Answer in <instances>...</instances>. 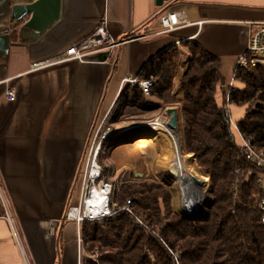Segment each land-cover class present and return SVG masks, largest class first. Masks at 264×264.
<instances>
[{"label": "crops", "instance_id": "obj_1", "mask_svg": "<svg viewBox=\"0 0 264 264\" xmlns=\"http://www.w3.org/2000/svg\"><path fill=\"white\" fill-rule=\"evenodd\" d=\"M38 1L0 0V182L31 264H79L82 229L66 220V212L79 203L85 153L97 120L109 117L121 97L122 80L139 79L166 49L194 40L220 59L224 84L215 100L222 108L225 93L244 89L234 80L236 63L246 51L249 24L264 22V0H171L162 6L157 0H59L58 21L41 33L27 27L31 15L13 19L16 6ZM170 9L189 25L130 42L110 60L99 53L90 63L38 67L93 34L104 19L117 40L144 37L161 29L160 17ZM9 89L14 101L5 96ZM235 107L230 104L231 117ZM3 216L0 200V264H23Z\"/></svg>", "mask_w": 264, "mask_h": 264}, {"label": "trees", "instance_id": "obj_2", "mask_svg": "<svg viewBox=\"0 0 264 264\" xmlns=\"http://www.w3.org/2000/svg\"><path fill=\"white\" fill-rule=\"evenodd\" d=\"M186 45L191 59L180 82L185 150L194 155L210 182L212 173L210 217L204 221L176 214L162 184L122 180L115 187L111 205L123 209L130 202L132 213L122 210L108 218L83 222V264H264L263 213L257 205L260 191L256 184L260 170L248 163L235 143L227 103L222 108L216 103L217 86L224 84L220 59L194 40ZM180 53L178 46H171L146 66L139 80L155 81L149 96L169 103ZM234 80L246 89H230L229 103L250 105L238 124L239 132L264 149V67L237 69ZM126 91L130 94L124 96ZM122 96L126 106L145 105L148 97L138 87H127ZM106 144L102 148L106 149ZM103 178L109 181L104 169ZM174 201L173 196L175 209L179 204ZM183 211L184 216L194 218L205 214ZM136 218L146 226L138 225Z\"/></svg>", "mask_w": 264, "mask_h": 264}, {"label": "rangeland", "instance_id": "obj_3", "mask_svg": "<svg viewBox=\"0 0 264 264\" xmlns=\"http://www.w3.org/2000/svg\"><path fill=\"white\" fill-rule=\"evenodd\" d=\"M178 48L180 49L181 52L180 64L176 75L174 88L172 89L171 92V96H170L171 99L169 100V103L166 104L159 98L148 96L145 97V102H146L145 105L144 104L140 105V103H136L132 106H126L123 102L124 97L122 96L120 98V101L111 110L109 117L107 116L106 118H103L104 117L103 116L101 118L99 117V119L97 120L96 127H98L99 124H101L102 122L104 123L101 125L102 127L100 129L99 136L96 140V145H98L103 138L109 136L107 135L108 131L112 132V135H110L111 137H109V139L107 137L106 141H104L107 142L105 146L106 149L102 148L103 147L102 146L97 157L98 162H100L99 164L105 170V175L106 178L109 180L108 181L109 183L114 184L116 187L120 185L122 180L135 181L136 183L146 182L147 184H153V183L162 184L164 185L165 189L169 194L171 200L170 202L171 210L174 211L176 214L184 217L183 214L184 211L181 207L182 205L180 203V198L178 194L174 196L173 194L174 192L172 191V189L173 190L175 189L173 188L174 172L170 163V159H171L170 157H172L171 151H169L170 148L163 147L164 144L163 143L161 144V142L164 141V138L162 139L161 137L163 136L162 132H160L159 130L155 131L153 128L148 127L151 123L161 118L163 121L167 119V123H169V116L167 114V110L169 108H176L178 110V115H179V128L176 131L179 136V143L181 144L180 145L181 157L184 161L188 160L189 166L200 175L206 177L210 182L208 176H206L201 170V168L198 167L194 155L187 153V151L185 150V135H184L185 122L182 117L181 103H180L184 99V93L180 89V82L187 71L188 64L191 59V50L190 47L187 45L181 47L178 46ZM245 89L246 86L244 85L243 90ZM129 94L130 92L126 91L124 96ZM225 97H227V93H225ZM225 103H227L226 98H225ZM244 107L234 108V112H232L233 120L242 117V115L246 112L247 114L249 113L250 105L248 104ZM252 110H254V106L252 107ZM96 127H95V132H96ZM95 132L92 136V139L94 138ZM154 135L155 137L158 138V142L150 143L149 139ZM92 139L85 153V157H84L85 160L89 152V149L91 147ZM118 139L121 140V142L111 147V144H113L115 141H118ZM142 140L145 141L147 140L145 142L146 145L143 148H139L140 142ZM85 160H83V163H85L84 162ZM83 168L84 167L82 164L78 179L79 199L82 197L85 198V195L87 193L86 183L82 186V181H80L81 179L80 176L83 175L82 174ZM211 182H212V173H211ZM211 182H210L212 186L211 197L206 203L205 214L202 217H200V219L204 221L210 217L211 208L212 205L214 204L213 185ZM172 194L175 197V201H174L175 204L176 203L179 204V205L177 204L178 207L177 208L175 207V209L173 206ZM72 206L73 205H69L67 212ZM115 206L117 207L116 204ZM82 225L83 223H81V229H82ZM82 246H83V238H82L81 249H83ZM96 257L97 256H93V258ZM83 262L84 259L82 257L80 264H83Z\"/></svg>", "mask_w": 264, "mask_h": 264}, {"label": "built area", "instance_id": "obj_4", "mask_svg": "<svg viewBox=\"0 0 264 264\" xmlns=\"http://www.w3.org/2000/svg\"><path fill=\"white\" fill-rule=\"evenodd\" d=\"M108 25H109L108 20L104 19L99 24V26L97 27V29L93 34L82 40L76 46L69 48L63 55L59 56L58 58H55L52 62L47 64H40L38 67L41 68L47 65L65 62L69 60H74L81 63H90V62H94L90 58L99 53H106L107 60H110L114 52L121 46L148 37L174 32L184 26L189 25V23L183 19L182 13L179 10L170 9L160 17L161 29L158 32H155L151 35L144 37H137V38L129 37L127 39H122V40H117L110 34ZM249 25H251V31L249 32L248 45L245 53L241 57H239L236 63L235 71L237 69L247 68L249 66L264 67V22L251 23ZM154 83H155L154 80L141 81L137 78L127 77L122 80L120 90H122L123 92L127 87H132V88L138 87L142 90L145 96H149L151 89L154 87ZM5 96L9 101H14L16 98V92L13 89H9L6 91ZM229 96L230 94L228 92L226 97V102H227L228 111L230 112ZM101 127L102 126H100L97 129L94 138L92 140L91 147L86 156L84 168L82 170L83 175L80 176L81 177L80 181H82V186L86 183L87 193L85 195V198L89 197V195L91 196L94 188H100L102 185H105V189L107 191L106 193L109 198L107 203L108 209L107 212H104L100 216L89 217V218L86 217L85 220H82V223L87 220H98V219L108 218L122 210L132 213L130 210V205H131L130 202H127V205L123 209H119L115 205H111V198L114 194L116 186L103 179V167L99 164L97 159L98 157L97 149L102 147L104 141H106V138H103L98 144V148L96 149L94 155L95 157L93 158L92 163H90V158L95 148L96 140L99 136ZM230 128L234 136L236 145L243 152L248 163H250L251 165L255 166L258 170H260L256 175V184L260 191V196L258 198L257 205L259 210L263 213L261 220H262V224L264 225V149H260L256 147L255 145L252 144V141L250 139L245 138L243 135H241L238 129V124L232 118L230 122ZM236 173H239V171H237ZM80 199H83V197ZM0 200L4 209L3 219L8 224L11 236L13 238V241L15 243L21 261L23 264H31L26 248L25 237H23V234L20 232L18 228L17 220L15 218L14 212L10 206L5 189L1 182H0ZM71 208L68 210L66 215V220L68 221H71L69 217ZM136 223L140 226H146V223H143L139 218H136ZM77 225L78 227H80L81 226L80 222H78ZM78 242H79L80 262H81V257H83V252L81 249L82 236L80 232L78 233Z\"/></svg>", "mask_w": 264, "mask_h": 264}, {"label": "bare ground", "instance_id": "obj_5", "mask_svg": "<svg viewBox=\"0 0 264 264\" xmlns=\"http://www.w3.org/2000/svg\"><path fill=\"white\" fill-rule=\"evenodd\" d=\"M148 127L153 128L155 131L159 130L160 132H162L163 136L161 137L162 139L164 138V141L161 142V144H164L163 147L170 148L169 151H171L172 154V157H170V163L174 172L173 188L176 190L175 191L172 189V191L174 192V196L178 194L180 198V203L182 205L181 207L185 211L194 213L196 215L202 214L206 211V203L211 197L212 186L210 182L206 177L200 175L194 169H192L189 166L188 160L184 161L182 159L180 152L181 144L179 143V136L177 134V131L173 130L169 126V124L167 123V119H165L164 121L162 120V118L158 119L157 121L151 123ZM107 135L109 136H106V138L111 137L110 135H112V132L108 131ZM146 141L142 140L140 142L139 148H143L146 145ZM149 142L156 143L158 142V138L154 135L150 137ZM97 148L98 145H96L92 152L90 163H92L93 158L95 157L94 155ZM100 150L101 148L97 149L98 154ZM186 179H188V181H186ZM195 179L200 180L201 183L199 184L195 182ZM106 192L107 191L105 189V185H102L100 188H94L91 196L89 195V197L79 199V203L71 208L69 216L70 220L75 221L76 223L80 222L81 224L82 220H85L86 217H97L102 215L104 212H107V203L109 198Z\"/></svg>", "mask_w": 264, "mask_h": 264}, {"label": "water", "instance_id": "obj_6", "mask_svg": "<svg viewBox=\"0 0 264 264\" xmlns=\"http://www.w3.org/2000/svg\"><path fill=\"white\" fill-rule=\"evenodd\" d=\"M171 0H157L159 6ZM32 16L27 24V27L37 32H43L48 26L53 25L60 17V2L59 0H39L30 6H16L13 10V19L16 21L23 20L27 16ZM169 116V126L173 130L179 128V115L176 108H169L167 110ZM188 181V179H186ZM195 182L201 183L200 180L195 179ZM201 220L200 218H190Z\"/></svg>", "mask_w": 264, "mask_h": 264}]
</instances>
